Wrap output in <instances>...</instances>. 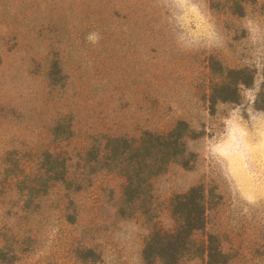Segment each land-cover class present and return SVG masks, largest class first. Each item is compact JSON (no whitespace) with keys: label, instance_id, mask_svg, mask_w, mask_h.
<instances>
[{"label":"rangeland","instance_id":"374dc122","mask_svg":"<svg viewBox=\"0 0 264 264\" xmlns=\"http://www.w3.org/2000/svg\"><path fill=\"white\" fill-rule=\"evenodd\" d=\"M233 1L0 0V264H146L152 231L175 227L173 197L198 185L195 244L213 234L227 264H264V0H237L242 14ZM243 67L254 84L212 112L220 70ZM179 121L186 155L148 202L126 204L125 178L88 160ZM47 154L67 160L66 183ZM193 251L179 264H207Z\"/></svg>","mask_w":264,"mask_h":264},{"label":"trees","instance_id":"16d2710c","mask_svg":"<svg viewBox=\"0 0 264 264\" xmlns=\"http://www.w3.org/2000/svg\"><path fill=\"white\" fill-rule=\"evenodd\" d=\"M221 1V0H216ZM215 2V0H214ZM232 9L242 14L244 7L239 1H233ZM213 67V66H212ZM223 80L216 83L210 94V108L213 112L219 102L238 103L242 87H250L255 81V70L249 67L220 70ZM257 110L264 111V82L254 102ZM192 131L188 123L179 121L167 133L145 132L138 140L127 137L107 139L103 149L92 147L90 162L101 164V168L116 171L126 180L124 200L135 205L138 201L151 199V180L161 175L167 167L184 158L187 152L185 138ZM42 162L49 180L67 182L68 167L66 159L47 154ZM187 165V162H183ZM171 212L175 221L172 230L155 228L147 240L143 257L146 264L160 261L162 264H179L191 251L207 255V264H227L229 258L213 234L198 244L194 235L204 232L206 226V201L202 186H193L188 191L176 194L171 201ZM193 251V252H194Z\"/></svg>","mask_w":264,"mask_h":264}]
</instances>
